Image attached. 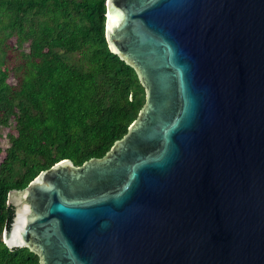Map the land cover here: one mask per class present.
Wrapping results in <instances>:
<instances>
[{"label": "water", "instance_id": "1", "mask_svg": "<svg viewBox=\"0 0 264 264\" xmlns=\"http://www.w3.org/2000/svg\"><path fill=\"white\" fill-rule=\"evenodd\" d=\"M146 103L103 157L13 189L40 264H264V0H107Z\"/></svg>", "mask_w": 264, "mask_h": 264}, {"label": "trees", "instance_id": "2", "mask_svg": "<svg viewBox=\"0 0 264 264\" xmlns=\"http://www.w3.org/2000/svg\"><path fill=\"white\" fill-rule=\"evenodd\" d=\"M106 4L0 0V126L12 127L0 147V264H40L4 242L10 191L63 159L103 157L146 103L137 71L108 45Z\"/></svg>", "mask_w": 264, "mask_h": 264}, {"label": "rangeland", "instance_id": "3", "mask_svg": "<svg viewBox=\"0 0 264 264\" xmlns=\"http://www.w3.org/2000/svg\"><path fill=\"white\" fill-rule=\"evenodd\" d=\"M27 46V45H26ZM14 82V80H12ZM12 127L0 126V147L5 149L9 145L8 133L11 131ZM4 154L0 155V161L3 159Z\"/></svg>", "mask_w": 264, "mask_h": 264}]
</instances>
